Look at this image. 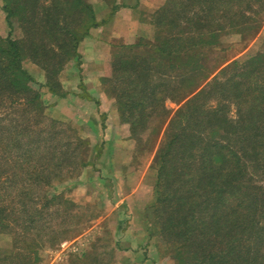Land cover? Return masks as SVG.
<instances>
[{"label":"trees","instance_id":"16d2710c","mask_svg":"<svg viewBox=\"0 0 264 264\" xmlns=\"http://www.w3.org/2000/svg\"><path fill=\"white\" fill-rule=\"evenodd\" d=\"M240 2L172 5L200 10L190 17L175 16L165 5L156 13L153 39L115 45L112 76L102 78L111 79L109 92L134 137L154 117L162 125L170 112L165 100L180 104L154 158L152 208L158 233L178 264H264V55L224 65L226 56L216 52L219 33L260 28L249 23L248 11L264 13V7L253 10ZM1 8L10 30L0 35V228L13 227L8 232L14 243L22 241L17 256L40 248V231L49 241L68 232V218L58 217L57 209L66 203L68 211L70 200L51 188L89 162L88 141L46 115L24 62L41 67L43 87L64 96L57 74L71 57L79 63V42L100 22L87 0H2ZM194 16L203 19L198 24L204 31L198 24L185 28ZM12 18L21 39L11 34ZM15 247L5 249L0 264Z\"/></svg>","mask_w":264,"mask_h":264},{"label":"rangeland","instance_id":"374dc122","mask_svg":"<svg viewBox=\"0 0 264 264\" xmlns=\"http://www.w3.org/2000/svg\"><path fill=\"white\" fill-rule=\"evenodd\" d=\"M122 1L87 0L100 24L90 29L79 42V63L71 57L59 70L57 78L64 96L43 87L45 71L41 67L29 60L24 62L35 79L33 86L41 92L46 115L71 126L76 135L88 141L89 162L77 174L56 182L51 188V193L62 190L70 200L68 211L66 203L57 209L58 217L62 219L66 214L68 218L64 225L68 232L58 233L49 241L47 233L40 231L37 236L38 242H42L40 248L36 247L34 252L25 249L21 255L15 256V251L20 249L16 248L23 245L22 241L14 243V233L8 232L13 227L8 231L0 228V256L5 249L16 246L13 256L1 264H178L174 250L168 248L158 233L152 208L156 180L154 158L163 143L170 117L180 104L165 100L164 105L170 112L162 125L154 117L134 137L130 124L120 116L115 96L109 92L111 79L102 82V78L112 76L115 45L131 44L142 36L153 39L156 13L165 5L174 9L175 16L184 12L190 17L192 11L200 14V10L189 13L172 6L180 0L157 3L149 0L143 3L140 0ZM245 2L248 7L253 6V10L264 7V0ZM240 3L243 4V0ZM114 4L118 6L115 10L112 9ZM1 6L2 0L0 35L6 36L10 28ZM209 11L213 13V10ZM248 15L252 26L260 24L255 32L252 29L249 33L246 30L242 33H219L216 52L226 56L224 65L258 53L264 55V13L248 11ZM111 18L113 21L108 24ZM202 21L201 17L194 16L185 28L189 30V26ZM199 28L204 31L205 25H199ZM11 34L16 39L23 37V31L14 18ZM184 101L180 102L181 105ZM228 114L232 118L235 116L233 106L229 107ZM40 191L43 193L44 190Z\"/></svg>","mask_w":264,"mask_h":264},{"label":"crops","instance_id":"0c3cea01","mask_svg":"<svg viewBox=\"0 0 264 264\" xmlns=\"http://www.w3.org/2000/svg\"><path fill=\"white\" fill-rule=\"evenodd\" d=\"M147 2V0H140V3H143V2ZM149 1H153V2H160V1H162V0H149ZM119 2H124V1H122V0H119ZM128 2H130V1H128ZM151 8H153L152 6H151ZM118 11H120V10H118ZM115 17V15L113 16V18ZM113 18H111L109 21H108V24H111L112 23V21H113ZM262 31H263V29H262ZM125 41H127V40H125ZM55 113V112H54ZM118 123V125H120L119 123V121H117Z\"/></svg>","mask_w":264,"mask_h":264}]
</instances>
